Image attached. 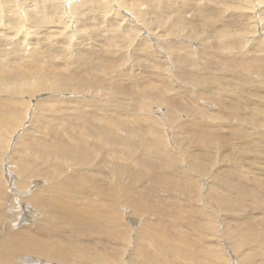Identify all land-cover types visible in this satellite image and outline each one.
Listing matches in <instances>:
<instances>
[{
    "label": "rangeland",
    "instance_id": "374dc122",
    "mask_svg": "<svg viewBox=\"0 0 264 264\" xmlns=\"http://www.w3.org/2000/svg\"><path fill=\"white\" fill-rule=\"evenodd\" d=\"M194 2L195 1H190V7L186 5L188 9L184 6L181 11L182 15L177 17L176 21L178 23H182V20H186L189 23H191V21L192 23L196 22V24L201 27L200 34H198L194 40L190 36L191 39L187 38L180 32H178L179 34L177 33L178 36L175 34L176 36L174 37L177 41L180 40L178 41V44L181 45L184 43L189 45L195 43V46L192 47H197L194 50V54L198 57L194 56L192 52L187 55L188 57L189 55H193L192 57L195 59L196 66L186 65L184 71H179V69H175L167 61L168 65L166 66H163L162 63H160L161 68L158 66V62L160 60L166 62V60L163 59L165 56L161 58L160 55L166 53L164 51L163 54V51L161 52L160 50L158 51L159 53L156 52L160 55L153 54V59L156 60L155 63H153V60L150 61V58L144 59L145 65L140 64L139 67L133 65V71L130 72L131 74L129 73L128 76H125L124 72V76L116 77V71H109L108 68L105 69L107 71L104 70L105 72L103 71L99 73L89 72L91 71V68H89L88 71L83 70L82 67L78 66V59H76V61L73 59L75 63L73 65L71 64L70 58L68 59L69 62L67 67L62 68L66 70V72L63 73L67 74L72 70L71 73L77 75L72 77L77 80L75 83L79 82L83 84L81 88L84 93H82L76 91L75 88H73L75 86H73L71 90L72 83H69V85L58 81H50L49 74H47L45 70V65L42 62L40 63L39 61H36L37 65L45 71L43 73L45 79L48 76L49 83L42 84L41 86L39 84L36 86L27 85L28 89L26 85H21V87L13 86L12 88L9 87L0 92V97H3L4 100L7 98L6 95L10 93L9 100H13V98L14 101L17 102H25L24 100H26L31 108L43 111L44 114H40L39 116V119L41 120L40 125L42 126H40L41 131L53 129L57 131L58 134L61 131V123L63 124L62 129H64V125L67 124H64L65 121L61 120V115L64 116L63 112L66 111L68 113L72 112V115L75 114L72 110L67 111V108L75 110L78 105H84L86 103L88 105L93 98L99 99L98 104L96 105L100 104L103 106H105L104 101L106 99L109 102L114 100L110 102L111 104L108 106L111 112L107 108L108 113L112 120L119 121V123L128 129L129 132H125V134H131L132 137H129L130 143L136 144L138 141L137 139L141 134L150 142L154 141V145L158 146V148L166 150L165 147L167 146L170 149L168 150L167 155H158V153H154L153 155L148 149H143V147H139L137 151L127 148L124 158H144L146 166L141 168V173L139 168L138 170L136 168H128L127 170L124 166L121 168L120 160L117 158L110 160L114 161L116 163L115 165L114 162H111V165L113 166L107 165L104 170L100 171L103 176L111 181L109 188L115 198L118 199L120 197V193H117L116 195L114 192V189L118 187L119 184H121V188L132 186L137 189L141 187L142 194L145 197L143 201L139 202L136 209H130L128 207L129 203L115 200L113 202L114 212L109 216V218L114 221L111 224L103 223L98 227L87 230V236L85 237L86 240H77L76 244L78 246L96 252L97 256L102 261L100 264H148L144 256V254L148 252H145L142 246L135 244L136 234L134 233V236H132L135 222L144 219H163L168 215L172 218L176 216L178 217V214H170V211L167 216H161V211L164 207L170 209L172 204L176 202L180 205L184 203L188 207H193L194 214L185 220H181L178 228L180 227L181 231L190 237L192 243L195 245V251L191 252L187 249L181 241L182 236L174 233L176 229H173L172 227L171 229L170 226L167 227L166 225V231L169 230V235H172V245L175 246L177 250L173 251L171 247L161 248L156 254V257L160 262L168 261L174 264H189L185 261V257L192 256L193 253H198L199 264H249L254 260L256 264H264V242L257 239L245 242L239 233V231L245 227H251L261 233L260 235L264 241V69L260 68L264 67V53L261 52L262 49L264 50V40H262V42L256 40L259 39L258 37H260L259 35H261V33L264 34V19L252 27L246 26L248 28H253L254 31H246L243 27V31L240 32L239 28L237 29V27H239V25L236 24L239 20L237 18L241 14L246 15L245 12L248 11V8H236L235 10H228L225 8L226 10L222 12V14L219 10L220 15L218 13L216 16L214 15V17L210 16V18H213V23H207V27H211L209 31V28L206 27V22L204 23L202 20L191 17V14L197 12L196 7H198V4L200 3L196 1L197 4H194ZM186 13L190 14V16H186ZM171 16L172 15L169 17L171 18ZM175 16L177 15H174L173 17ZM127 18L131 19L129 16ZM90 23L92 22L90 21ZM212 29H216V32H213V36H211ZM93 31H96V29L94 28ZM109 32L113 34V32L117 31L109 30ZM245 32H250L253 36L252 38L250 35L251 39L254 40V42H258L253 46L254 49L249 45L251 44V41L248 38L249 36H246ZM222 33L225 35L221 41L218 40L220 39L218 36ZM143 36H145V34ZM143 36L141 38H144ZM157 36L158 35L156 34L155 37ZM19 38L20 37L14 39L12 43H15L16 41L18 43V41L22 39ZM54 38L55 37H51L49 40H55ZM146 40L149 49H146L144 54L149 55L154 51L152 46H150V43L155 44V41L153 42L152 38H146ZM102 41L103 40H101V42ZM160 41L166 42L165 39H160ZM217 41L221 44H218ZM238 41H240V43L242 42V45L239 44ZM203 42H207V47H210L211 53L212 51H217L218 53H212L213 56H199L200 52L197 54L196 50L199 51V46H202L201 50L206 46L201 45ZM9 44H11V42H9ZM222 46L225 47L226 53H224L225 50ZM219 48H221L222 51H219ZM250 49H252V52ZM131 50H129V52ZM215 55L216 57L220 56V58L218 57V59H216ZM119 56L116 57L119 61L123 58L125 59V63H121L120 66L129 63L131 56L127 54L122 57ZM223 57L224 59L221 60ZM242 64L247 67H237ZM142 72L145 74H142ZM135 73L139 76L134 75ZM132 75H134V77L137 76V78L132 77ZM128 81L130 82L128 83ZM135 83L138 84V86ZM53 84L55 86H53ZM102 84L105 91L98 90L96 93L98 97H96V95L93 97L95 93L91 88H96ZM151 87L155 89L153 90ZM147 88L148 90H146ZM110 89H113V91ZM73 90H75L76 93L74 91L73 94ZM14 91L15 93H13ZM3 92L4 94H2ZM21 92L22 94L19 95ZM121 92L122 94L119 97L118 95H120ZM65 93L68 94L66 95ZM11 94L12 96L10 97ZM16 94L19 95V98ZM32 95H37L35 96L38 100L37 102L36 98ZM91 95L93 98H90ZM101 95H103V97ZM78 97L79 99L76 102ZM56 98H59V101H57ZM61 98H64V101ZM119 102L120 104H118ZM35 104L37 106H35ZM63 104L65 105L63 106ZM96 105L95 107H97ZM111 106L115 107H113L114 110H112ZM149 107L157 108L159 111H153V108L151 111H146L150 109ZM22 109L24 108L22 107ZM16 110L19 111L18 108ZM138 110L140 111V114ZM114 111L115 113L113 114ZM127 113L129 115H127ZM157 114H159V116ZM35 124L36 122H34V125ZM70 128L74 129L75 125L73 128L70 125ZM111 130L116 137H124L121 129L115 130L111 126ZM66 132L69 133V130L66 129ZM1 133L2 132H0V142H2L0 143V189H4L5 196H8L11 192L5 175V169H10L14 174V178L11 182H17L18 178L15 177V175L17 176L22 170V160L31 162L32 164H26L29 166L31 165V168L35 167V169L39 171H62L65 169V164L59 160H53V158H51L49 160L53 161H49L44 159L43 156L41 159L37 153H33L29 150L24 153L16 152L19 150L20 145H15V151L13 150L12 154L5 153V149H7L6 145L11 143V141L10 136ZM20 134H22L20 140H26L27 135H23L22 128ZM154 134L158 136L163 135L168 138V140L165 143L162 141V138L153 137ZM70 135L78 134L70 133ZM102 140L104 143L100 141L98 146H95V148L97 147V151L99 150L100 152L99 157L92 155L94 156V158H92L91 154L89 155L90 158H88V161H90V165L95 163L98 164V162H100L99 160L107 155L112 157L111 153L115 147L114 143H112L113 140L110 139V141H107L103 138ZM90 145L91 147L93 146L92 143H89V147H87L91 148ZM67 149H70V147ZM92 149H94V146ZM71 150V153H75V150L72 149V147ZM77 152L78 151H76V153ZM103 154L104 156H102ZM85 155H87V153ZM86 164L88 165L89 163ZM187 164L189 165L188 167L190 170H188L189 168L186 169L184 166ZM116 166H120V171L115 169ZM194 166H196L197 171L194 168H191ZM69 168L73 170L71 166H69ZM202 168L205 171H203V173L198 172ZM176 169L181 170L178 174L179 176L177 175ZM104 171H106V174ZM136 171L139 172L137 175L139 178H135L133 181H130L128 177L126 178L124 176L128 173L136 174ZM56 173L58 174L57 171ZM107 173L109 175H107ZM26 174L28 175V173ZM26 174L23 175L25 176ZM71 175L72 172L68 174V177ZM218 176L222 179H218ZM141 177L144 180H141ZM32 179H34V177H32ZM107 179H105V183H102V186L107 183ZM40 181L41 183L39 186H45L48 184L42 179ZM122 182H124V186H122ZM210 187H213L218 191L219 195H223L221 196L222 198L214 193L208 194V190H213L211 192H214V189H211ZM121 188H117V190H120ZM154 195L162 197L159 200H155L151 198ZM226 197L237 201L230 202L224 199ZM29 204L30 201H26V205L30 206ZM82 204L81 201H77L78 206H82ZM149 204L153 205V211L149 210ZM4 206L5 218L8 216V218L14 222L13 227H10L11 232L22 229H28L33 233L36 232L37 225L43 219L38 211L35 209H32V212L26 210L27 214L26 216H23L21 212L16 210L17 207L15 204L8 208L7 202H4ZM96 218L97 216L93 217V219L88 220L87 223L90 224ZM131 221H134V225L131 224ZM2 231L3 222L0 223V232ZM151 247L149 251L156 249L155 247H152L153 249ZM132 248L133 251L130 252ZM178 250L184 252L183 256L177 254ZM72 251L74 252L73 249ZM32 255L33 254L21 255L19 264H24L25 259ZM253 255H255L254 260L252 259ZM39 257L40 258L37 259L58 262L59 264H70L42 255H39ZM72 259L78 261L77 257ZM87 260L90 261L89 264H95L90 257L85 261L87 262Z\"/></svg>",
    "mask_w": 264,
    "mask_h": 264
},
{
    "label": "bare ground",
    "instance_id": "6f19581e",
    "mask_svg": "<svg viewBox=\"0 0 264 264\" xmlns=\"http://www.w3.org/2000/svg\"><path fill=\"white\" fill-rule=\"evenodd\" d=\"M190 1H195L194 4H197L196 1L201 3H199L198 7H196L197 12L191 14V17L202 20L204 21V23L206 22V27L208 22L213 23V18H210V16L214 17V15L216 16V14H218L220 11V13L222 14V12H224L226 9L235 10L236 8H248V11L245 12L246 15L241 14L237 18L239 19L238 22H235L237 25H239L237 29L239 28L240 32L243 31V27L246 31L253 30V28H248L246 26L252 27L258 22L263 21L264 19V0H0V92L6 90L9 87L12 88L13 86H36L37 84L41 86L42 84L49 83L48 76L45 79V75L43 74L45 71L39 65H37L36 61H39L40 63L42 62L45 65V70L47 74H49L50 81H58L64 84L72 83L71 90L72 87L75 86L73 88H75V90L78 92L83 91V89L81 88L83 84L79 82L75 83L77 80L72 76L77 75L75 73H71V69L70 73L64 74L63 72H66V70L62 69L67 67L69 62L68 59L70 58L71 64L73 65L75 64L73 59H75V61L76 59H78V66L82 67L83 70L88 71V69L91 68V71L89 72L99 73L108 68L109 71H116V77L124 76V72L125 76H128L129 73L133 71V65H135L136 67H139L140 64L145 65L144 59L150 58V61L153 60V63H155L156 60H154L153 57L154 55H160L156 53L160 50L161 52L163 51V54L164 51L166 53L164 55H160L161 58L165 56L163 57V59L166 60V62H163L161 60L158 62V66L160 67V63H162L163 66L168 65L167 61L172 67H174L175 69H179V71H184L186 65L196 66L195 59H193L192 57L193 55L196 56L194 54V50L197 47H192L195 46V43L190 45L184 43L181 45L178 44V41L180 40L177 41L174 37L176 35L178 36V32H180L187 38L191 37L194 40V38H196L197 35L201 32V27L198 26L196 22L192 23L191 21V23H189L186 20H182V23H178L176 21V18L182 15L181 11L184 6L187 5L188 7H190ZM187 6L186 8L188 9ZM189 9L192 10L191 8ZM170 15H172L171 18L169 17ZM174 15L177 16L173 17ZM128 16L131 19H128ZM186 16H190V14H187ZM90 21L92 23H90ZM92 27H94L96 31H93L94 28ZM210 28L208 29L209 31ZM109 30H115L117 32H113L112 34L111 32H109ZM214 31L216 32V29H212L211 36H213ZM245 33L246 36H249L248 38L251 41H249L251 43L249 45H251L252 47L258 40H260V42L264 40L263 33L259 35L260 37H258L259 39H256L257 41L255 40L256 42L251 39L252 35L250 34V32ZM144 34L145 36H143ZM156 34L158 35L157 37H155ZM224 35L225 34L223 33L220 34V36H218L220 39H217L222 41ZM142 36L144 38H141ZM17 37H20L22 39L18 41V43L17 41L15 43H12V41ZM51 37H55V40L50 41L49 39ZM146 38H152L153 42L155 41V44L150 43V46H152V49L154 51H152L149 55L144 54L146 49H149ZM160 39H165L166 42L160 41ZM101 40L103 41L101 42ZM9 42H11V44H9ZM217 42L218 44H221L219 43V41ZM238 42L239 44L242 43H240V41ZM201 45L206 46H204L202 50V46L198 47L199 51L196 50V53L198 54L200 52L199 56H213L212 53H218L217 51H212L211 53L210 47H207V42H203L201 43ZM222 47L225 50L224 53H226L225 47ZM129 50L131 51L129 52ZM218 50L222 51L221 48H219ZM250 50L252 52V49ZM191 52L193 55H189L188 57L187 54H191ZM261 52L264 53V50L262 49ZM125 54L131 56L130 61L127 65L125 64L126 66H120L121 63H125V59L123 58L121 61H119V59H116V57L119 55V57H122ZM218 57L220 58V56H217L216 59H218ZM224 57L221 58V60L224 59ZM237 67L247 66H244L242 64L238 65ZM260 68L264 69V67ZM142 74L145 73L142 72ZM134 75L137 74L135 73ZM134 75H132V77H134ZM137 76L135 77L137 78ZM129 82L130 81H128V83ZM136 85L138 86V84ZM53 86L55 85L53 84ZM148 88L146 90H148ZM91 89L95 93L93 97H95L98 90L105 91L103 89V84ZM75 90H73V94ZM110 90L113 91V89ZM13 93H15V91ZM2 94H4V92ZM9 94L10 93L6 95V100H4L3 97H0V132L10 136L11 141V143L6 145L7 149H5V153L12 154V151H15V145H20L19 150L16 152L24 153L25 151L29 150L33 153H37L41 157V159L43 156L46 160H49L51 158H53V160H59L65 164V169L62 171H39L36 170L35 167L31 168V165L29 166L26 164H32L31 162L22 160V170L18 173L17 176L15 175V177L18 178V181L15 183L11 182V180L14 178V174L10 171V169H5V175L7 177L11 192L10 194H8V196H5L4 189H0V223L3 222V231L0 232V264H19L20 256L24 254H33L32 256L25 259L24 264H59L58 262L37 259L40 258L39 255L48 258H54L70 264H89L90 261L87 260L86 262L85 260L90 257V259L95 264H100V262L102 261L97 256L96 252L91 249L78 246L76 244L77 240H86L85 237L87 236V230L98 227L103 223L111 224L114 221L111 220L109 216L114 212L113 202L115 200L129 203L128 207L130 209H136L139 202L145 199L144 195L142 194L141 187L137 189L133 188L132 186L121 188V184H119L118 187L114 189L116 195L117 193H120V197L118 199L115 198L109 188V184L111 181L108 180L107 177L103 176L100 171L104 170L107 165L113 166L111 165V162L114 161L110 160H113V158H117L118 160H120L121 168L122 166H124L127 170L128 168H136L137 170L139 168V171L141 173V168H144L146 166L144 158H136L137 160L124 158V154L125 152H127V148L133 151H137L139 147H143V149H148V151L153 155L154 153H158V155H167V152L170 149L167 146L165 147L166 150L158 148V146L154 145V141L150 142L141 134L137 139V145L134 143H130L129 137H132L131 134H125V132H129L128 129L124 125L119 123V121L112 120L108 113V106L111 104L110 102L114 100L109 102L106 99L104 101L105 106L100 104L96 105L98 104L99 99H94L91 95L90 98H93V100H90V103L88 105L87 103L84 105H78L75 110L72 108H67V111L72 110L75 114L72 115V112H63V115L65 117L61 115V120L65 121L64 124H67H65L64 129H62L63 124L61 123V131L58 134V132L53 129L48 131H41L42 126L40 125L41 120L39 119V116L40 114H44L43 111L31 108L27 104L26 100H24L25 102H17L14 101L13 97V100H9ZM21 94L22 92L19 93V95ZM121 94L122 92L118 96L120 97ZM17 95L18 94H16V96ZM11 96L12 94L10 95V97ZM32 96L36 98L34 95ZM101 96L103 97V95ZM96 97L98 96L96 95ZM58 99L56 98L57 101H59ZM78 99L79 97L76 99V102L78 101ZM37 101L38 100L36 98V102ZM118 104H120V102ZM64 105L65 104H63V106ZM95 105L97 107H95ZM35 106L37 105L35 104ZM22 107L24 109H22ZM113 107L114 106H111L112 110H114ZM17 108L19 111L16 110ZM149 108L150 109L146 111H151L153 107ZM153 109V111L158 110L157 108ZM109 111L111 112V110ZM114 113L115 111L113 112V114ZM127 115L129 114L127 113ZM157 115L159 116V114ZM34 122H36L35 125ZM73 124L75 125L76 129L70 128V125L72 128L74 127ZM111 126L115 130L121 129L123 131L124 137H116L111 130ZM21 128L23 130V135H27V138L24 141L20 140L22 137V134H20ZM66 129L69 130V133L66 132ZM70 133H76L78 135H70ZM153 137H160L165 143L168 140V138L163 135L158 136L154 134ZM102 138L107 141H110V139L113 140V142H111L114 143V146L118 148L114 147L113 152L111 153L112 157H110V155H107L106 157L99 160L98 157L100 155V152L99 150L97 151V147L95 148V146H98L100 141L104 143ZM89 143L93 144L94 149H92L93 146L91 147V145V148H88ZM69 147L70 149H67ZM71 147L75 150V153L70 152L72 151ZM76 151L78 152L76 153ZM86 153L87 155H85ZM90 154L91 156H98L97 158L100 162H98V164L95 163L93 165H90L91 163L90 161H88V158H90ZM94 156H92V158H94ZM102 156H104V154ZM86 163L89 164L87 165ZM115 164L116 163L114 162V165ZM69 166H71L73 170H71ZM184 166L186 167V169L189 168L188 164ZM121 168L120 166L115 167V169H118L119 171ZM191 168H194L196 170V166ZM203 168L198 172L203 173V171H205ZM188 170H190V168ZM56 171L58 172V174L56 173ZM70 172H72V175L68 177V174H70ZM104 172L106 174V171ZM176 172L178 175L181 170L176 169ZM22 173H28V175L26 174L24 176ZM138 173L139 172L136 171V174L128 173L124 176L126 178L128 177L130 181H133L135 178H139L137 177ZM107 175L109 174L107 173ZM219 176L218 179H222L219 178ZM32 177H34V179H32ZM41 179L46 181L48 184L45 186H39V184L41 183ZM105 179H107V183L102 186V183H105ZM140 179L144 180L142 177ZM122 186H124V182H122ZM117 188L121 189L117 190ZM210 188L214 189L213 187ZM211 191L208 190V194L214 193L218 197L222 198L221 196L223 195H219L218 191H216L215 189L214 192ZM161 197L154 195L151 198L159 200L161 199ZM226 198L224 199L230 202L237 201L231 200L232 198ZM26 201H30V206L26 205ZM77 201H81L83 203L82 206H78ZM4 202H7L8 208L10 206L12 207V205L15 204L17 207L16 210L21 212L23 216H26V210H28L29 212H32V209L38 211L42 215L43 219L37 225L36 232L33 233L28 229L11 232V228L13 227L14 222H12L11 219L8 218V216L5 218ZM153 209V205L149 204V210L153 211ZM169 211L170 214H178V217L176 216L172 218L170 215H168ZM193 214V207H188L184 203L180 205L178 202H176L172 204L170 209L168 207H164V209L161 211V216H168L163 219H144L141 221H136L135 225L134 221H131V224L134 225L132 236H134V233L136 234L135 244L142 246L143 250L145 252H148L144 254L146 262L148 264H174L168 261L160 262L156 257V254L161 250V248L171 247L173 251L177 250V248L172 245V235H169V230L166 231V225L167 227L170 226V228L172 227L173 229H176L174 233H176V235L182 236L181 241L187 249H189L191 252L195 251V245L194 243H192L190 237L185 235L181 231L180 227L178 228L181 220H185ZM95 216H97V218L90 224H88L87 221L93 219V217ZM257 232L258 231L254 230L251 227H245L244 229L239 231L245 242H249L255 239L264 242L260 235L261 233ZM151 246L155 247L156 249L149 251ZM72 249L74 250V252L72 251ZM131 251H133V248L130 250V252ZM177 254L179 256H183L184 252L178 250ZM198 256V253H193L192 256H186L185 261H187L189 264H199ZM75 257L78 258V261H76V259H72ZM252 259H255V255L252 256ZM254 261L250 262L249 264H256Z\"/></svg>",
    "mask_w": 264,
    "mask_h": 264
}]
</instances>
